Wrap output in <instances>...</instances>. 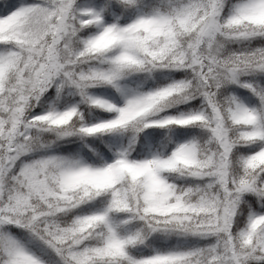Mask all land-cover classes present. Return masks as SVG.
<instances>
[{
    "label": "snow or ice",
    "instance_id": "obj_1",
    "mask_svg": "<svg viewBox=\"0 0 264 264\" xmlns=\"http://www.w3.org/2000/svg\"><path fill=\"white\" fill-rule=\"evenodd\" d=\"M0 264H264V0H0Z\"/></svg>",
    "mask_w": 264,
    "mask_h": 264
}]
</instances>
